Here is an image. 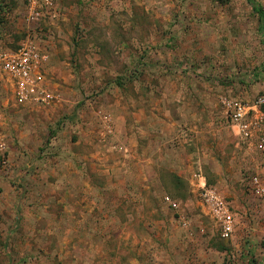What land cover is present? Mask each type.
I'll return each mask as SVG.
<instances>
[{
	"label": "rangeland",
	"instance_id": "obj_1",
	"mask_svg": "<svg viewBox=\"0 0 264 264\" xmlns=\"http://www.w3.org/2000/svg\"><path fill=\"white\" fill-rule=\"evenodd\" d=\"M57 3L37 18L26 0H0V52L30 41L49 54L51 96L16 105L0 82V264H262L264 191L252 180L264 189V152L243 144L224 105L264 96L249 0ZM106 100L127 114L132 152L97 159L74 124ZM204 186L229 203V239Z\"/></svg>",
	"mask_w": 264,
	"mask_h": 264
},
{
	"label": "built area",
	"instance_id": "obj_2",
	"mask_svg": "<svg viewBox=\"0 0 264 264\" xmlns=\"http://www.w3.org/2000/svg\"><path fill=\"white\" fill-rule=\"evenodd\" d=\"M31 15L40 18L57 14L58 0H26ZM33 42L27 41L16 51L0 52V82L10 81L16 105L25 106L34 101H47L51 96L42 86L41 67L47 55ZM50 100V99H49ZM264 96L252 105L224 100L227 121L240 135L243 144L256 146L264 152ZM5 144L0 139V151ZM252 182L258 192H263L258 178ZM203 189V199L209 212L218 220L222 237L229 239L234 233V214L229 203L216 190Z\"/></svg>",
	"mask_w": 264,
	"mask_h": 264
},
{
	"label": "crops",
	"instance_id": "obj_3",
	"mask_svg": "<svg viewBox=\"0 0 264 264\" xmlns=\"http://www.w3.org/2000/svg\"><path fill=\"white\" fill-rule=\"evenodd\" d=\"M46 55H47V59L50 58L49 54L46 53ZM48 65L49 64L46 62L43 64V72L47 73L49 68ZM114 85L115 83H112V85L108 87L107 90H110ZM42 86L44 87V84ZM62 95L63 94L61 93L60 100L64 99L65 101L64 103H67L68 101L67 97L66 96L64 97ZM12 99L15 103L14 96ZM119 104L120 101L117 102L116 100H109V101L106 100L103 104L101 103V105L92 104V107L97 108V110H94L95 108L92 109V107H90L89 105V107L92 109L91 110L92 114L91 112H89L85 119L82 118V120L80 121L76 120V123L74 124L75 127L74 130L76 131L75 133L79 135V138L84 139V143H86V145H92L93 142H95V145L93 146L97 151L95 152L94 155L97 157V159H102V157H99L100 154H108V157H110L116 152V150H119V153L121 152L124 156H125L124 153L132 152L131 150L132 147L129 146V144L132 143L133 141V134L131 135L129 133L131 132L132 128L131 127L127 128V124H126L127 114L125 115L120 111L121 107L119 106ZM144 118L146 124L147 116H145ZM140 129L143 134L145 133L144 131H147L148 128L146 127V125L145 126L141 125ZM141 137H145L147 139V134ZM0 139L3 140L5 144L4 151L7 150L8 148L7 143L4 140V136L2 134H0ZM127 141H129L128 144L126 143ZM144 161L148 162L146 158L144 159ZM110 163L112 164L113 162ZM108 167L110 168L111 166ZM262 264H264V260L262 261Z\"/></svg>",
	"mask_w": 264,
	"mask_h": 264
},
{
	"label": "trees",
	"instance_id": "obj_4",
	"mask_svg": "<svg viewBox=\"0 0 264 264\" xmlns=\"http://www.w3.org/2000/svg\"><path fill=\"white\" fill-rule=\"evenodd\" d=\"M249 2L252 5L254 11L260 16V28L264 38V9L255 0H249Z\"/></svg>",
	"mask_w": 264,
	"mask_h": 264
}]
</instances>
